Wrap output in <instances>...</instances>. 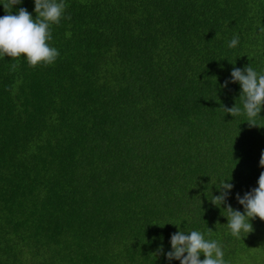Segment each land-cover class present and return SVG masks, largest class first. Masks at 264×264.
Returning a JSON list of instances; mask_svg holds the SVG:
<instances>
[{
	"label": "trees",
	"instance_id": "16d2710c",
	"mask_svg": "<svg viewBox=\"0 0 264 264\" xmlns=\"http://www.w3.org/2000/svg\"><path fill=\"white\" fill-rule=\"evenodd\" d=\"M63 3L54 63L0 56V264H180V230L264 264V221L236 238L224 210L264 172V111L224 109L243 108L234 68L264 72V0Z\"/></svg>",
	"mask_w": 264,
	"mask_h": 264
},
{
	"label": "clouds",
	"instance_id": "9594fccd",
	"mask_svg": "<svg viewBox=\"0 0 264 264\" xmlns=\"http://www.w3.org/2000/svg\"><path fill=\"white\" fill-rule=\"evenodd\" d=\"M22 3V0H7L3 3L7 15L0 16V56L17 59L26 57L30 66L52 64L59 56L55 47L50 46L52 39L51 25L59 24L65 10L63 0H35V18L26 8H19L13 14L11 8ZM70 19V17H68ZM264 31V29H261ZM239 43V37L234 36L228 47L234 48ZM16 64L12 65L15 70ZM232 83L239 82L242 94L239 97L243 108L235 104L231 108L224 107L227 114L238 117L246 115L250 126H257L256 118L264 111V72H257L250 65L245 69L234 68ZM229 82L223 85L227 87ZM260 166L264 167V153L260 158ZM234 185L228 181L222 182L219 187L220 195L210 200L217 207L227 204V200ZM237 201L243 205L244 212L234 210L230 204L224 210L228 218L227 226L231 234L240 238L241 233L249 234L253 231L252 219L259 217L264 221V172L258 179V187L253 188L243 197L237 193ZM211 229L209 228V235ZM172 251L166 253L169 261L179 260L180 264H227L224 260L222 246L218 241L206 239L205 234L192 230L189 233L179 231L171 236ZM163 252V247L158 250ZM201 255L205 258L200 259Z\"/></svg>",
	"mask_w": 264,
	"mask_h": 264
}]
</instances>
